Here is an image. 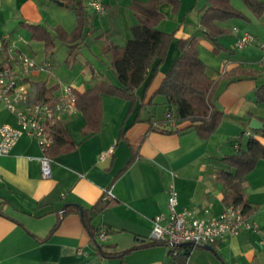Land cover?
<instances>
[{
	"label": "crops",
	"instance_id": "1",
	"mask_svg": "<svg viewBox=\"0 0 264 264\" xmlns=\"http://www.w3.org/2000/svg\"><path fill=\"white\" fill-rule=\"evenodd\" d=\"M71 1L0 0V38L7 36L16 50L38 62L51 63L48 71L20 73L29 85L31 99L38 81L47 87L57 85L56 96L61 95L63 84L75 85L79 93L103 80L119 84L110 67L111 54L104 48L106 43L124 46L132 37L131 27L138 23L131 9L134 0H100L106 6L103 13L89 7V0H73L84 7L86 27L85 42L69 65V44L57 40L53 52L47 53L28 27L42 25L51 31L62 27L73 32L77 15L69 7ZM231 2L245 17L217 22L230 31L220 37L225 48L217 53L200 23L208 0H181L177 10L170 2L161 3L164 18L158 27L174 36L164 60H155L146 81L136 89L138 103L132 107L118 95L102 94L97 131L88 126L79 108H59L58 120L67 122L74 144H64L63 151L49 149L50 176L42 174V151L31 136H21L10 153L0 155V264H264L261 231L243 230L227 236L212 245L215 251L205 246L188 251L189 247L183 246L176 256L166 244L140 246L151 238L153 218L168 215L171 185L178 193V211L193 208L201 216L219 215L226 206L225 185L218 173L228 168L223 158L235 154L239 147L246 148L247 130L264 144L261 132L250 127L253 118L264 119V100L257 94L264 86L260 46L264 12L257 15L243 0ZM243 31L251 32L257 40L237 49L235 43ZM191 36L198 39L200 57L210 77H221L213 100L223 117L216 132L207 138L194 128L185 129L190 122L165 119L169 116L166 97L155 95L181 54L179 41ZM60 42L68 48L64 66L55 62ZM235 68L254 74L236 75L234 80L222 77ZM3 123L16 125V117L0 102ZM170 129L180 131L168 132ZM240 134L243 137L238 139ZM106 151L110 152L102 158ZM243 187L252 207L248 218L264 230V159L247 173ZM110 189L112 195L106 198ZM103 195L112 201L93 223L103 229L110 227L111 232L99 236L98 241L108 252L138 247L122 256H101L80 213L63 212L71 203L90 208Z\"/></svg>",
	"mask_w": 264,
	"mask_h": 264
},
{
	"label": "trees",
	"instance_id": "2",
	"mask_svg": "<svg viewBox=\"0 0 264 264\" xmlns=\"http://www.w3.org/2000/svg\"><path fill=\"white\" fill-rule=\"evenodd\" d=\"M243 1L257 15L263 14L264 0ZM163 2H170L177 10L181 0H134L131 9L138 17V23L131 27L132 37L124 46L106 43L104 51L111 54L110 67L119 84L103 80L84 93L75 92L76 106L86 116L88 126L94 131L98 130L101 117V95H118L129 100L131 106L134 107L138 103L136 89L146 81L155 60L159 59V63H161L166 57L174 35L158 27L164 18L160 11V4ZM69 7L76 11L77 15V26L73 32L68 33L62 27H57L51 31L42 25H30L28 28L32 33V38L44 43L47 53L53 52L57 40L69 44L70 52L67 63L70 65L76 59L78 48L85 42L86 18L84 17L83 6L72 0ZM201 12V26L206 37L214 44L215 53L225 48L220 42V37L230 32L228 29L219 26L217 22L245 17L232 4L231 0H208V6ZM198 45L196 36L179 41L181 54L163 78L155 95L166 97L169 105V116H166L165 119H174L178 123L190 122L191 124L185 129L194 128L200 136L207 138L216 132L223 117V111L217 107L213 100L215 88L221 77L219 79L210 77L206 64L200 57ZM156 71L157 66L155 67ZM240 74H254V71L235 68L230 73L225 72L222 77H231V80H234V76ZM34 86L33 98L30 101L48 103L52 106L60 101V96L54 94L58 88L57 85L47 87L44 81H38L34 83ZM257 94L260 100H264V86L258 89ZM262 122L264 123V119ZM153 128L152 126L151 129ZM50 129L54 137L51 148L56 149V152L65 150L64 144H74L66 121L57 120L50 124ZM167 131L178 132L180 130L170 129ZM258 131L264 135V128ZM242 137L243 135L240 134L238 139ZM260 159H264V144L258 138L250 136L246 148L239 147L235 154L223 158L228 168L218 170L219 177L225 185L226 205L235 204L241 207L246 217L250 214L252 207L243 184L247 173L254 168ZM111 201L103 195L102 199L90 208L71 203L63 210L65 214L69 211L80 213L83 223L91 235V242L98 247L101 256L108 258L122 256L138 248L135 246L125 251L108 252L99 243L98 237L101 232L105 231V235H107L111 229L110 227L103 229L104 226L101 224L95 225L93 219ZM157 244L168 245L166 241L150 238L140 246ZM187 250L190 251L191 249L188 248Z\"/></svg>",
	"mask_w": 264,
	"mask_h": 264
},
{
	"label": "built area",
	"instance_id": "3",
	"mask_svg": "<svg viewBox=\"0 0 264 264\" xmlns=\"http://www.w3.org/2000/svg\"><path fill=\"white\" fill-rule=\"evenodd\" d=\"M88 6L97 13H103L106 10L105 4L100 0H89ZM256 40L254 34L243 31L236 40L235 48L243 49ZM260 46L264 54V41H261ZM50 67L49 61L38 62L34 57L16 50L7 36L0 38V102L16 117V125L0 124V155L10 153L21 136H31L37 140L42 151L40 161L44 177L51 174L52 158L49 149L54 142V137L50 124L59 119V108L75 109L77 107L75 98L77 89L71 83L63 84L60 101L56 105L35 103L30 101L31 90L20 73L44 72ZM245 134L249 137H258L252 130H247ZM109 152H103L101 157L105 158ZM111 195V189L107 190L105 197L109 198ZM177 203L178 193L174 185H171L168 198L169 213L168 215L158 214L153 218L151 233V239L168 243L173 256H176L183 246L193 248L213 245L243 230L261 231L264 236V230L246 217L243 209L235 204L226 205L219 215L201 216L197 209L193 208L178 211ZM100 236L104 237L105 231H102Z\"/></svg>",
	"mask_w": 264,
	"mask_h": 264
},
{
	"label": "rangeland",
	"instance_id": "4",
	"mask_svg": "<svg viewBox=\"0 0 264 264\" xmlns=\"http://www.w3.org/2000/svg\"><path fill=\"white\" fill-rule=\"evenodd\" d=\"M66 50L68 51L67 46L65 44H61V42H60V44L58 45V48L56 50L57 53H56V61L55 62L57 63L56 64L57 66H59V64L62 65V66L65 65V62H64L63 58H64V54H65ZM235 51L239 52V50H236V49H235ZM260 137L262 139H264V135L263 134H260Z\"/></svg>",
	"mask_w": 264,
	"mask_h": 264
},
{
	"label": "water",
	"instance_id": "5",
	"mask_svg": "<svg viewBox=\"0 0 264 264\" xmlns=\"http://www.w3.org/2000/svg\"><path fill=\"white\" fill-rule=\"evenodd\" d=\"M61 4H63L61 2ZM250 127L255 130H262L264 128V123L259 119L253 118L250 122ZM205 247L209 250L215 251L212 245H205Z\"/></svg>",
	"mask_w": 264,
	"mask_h": 264
}]
</instances>
